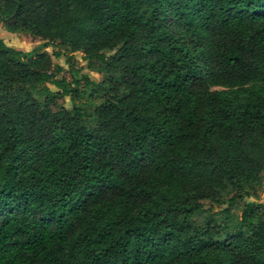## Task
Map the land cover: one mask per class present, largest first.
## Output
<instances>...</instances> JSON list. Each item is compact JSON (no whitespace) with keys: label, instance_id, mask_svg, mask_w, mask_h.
Instances as JSON below:
<instances>
[{"label":"trees","instance_id":"1","mask_svg":"<svg viewBox=\"0 0 264 264\" xmlns=\"http://www.w3.org/2000/svg\"><path fill=\"white\" fill-rule=\"evenodd\" d=\"M0 23L45 40L0 39V264H264V204L196 221L264 176V0H0Z\"/></svg>","mask_w":264,"mask_h":264},{"label":"rangeland","instance_id":"2","mask_svg":"<svg viewBox=\"0 0 264 264\" xmlns=\"http://www.w3.org/2000/svg\"><path fill=\"white\" fill-rule=\"evenodd\" d=\"M0 39L4 41L5 44L11 46L15 49L20 50H30L37 45L43 44L45 40L40 37L31 36L25 33H12L5 29V27L0 23ZM59 47L56 43H50L49 46L45 48V50L51 55L52 62L63 66L64 70L61 72L63 76L67 78L68 81L71 80V75L69 73V67L65 64L64 56L55 57L53 53ZM74 68L80 70V72L87 74L91 79L95 81H100L105 78V76L99 73L96 70H91L87 67L86 61L82 58L81 52L75 53V62ZM49 88L53 91H56V88L52 85H48ZM87 91V90H86ZM99 99H94L91 101L90 98L85 94L81 99H79V103L90 102L91 105L96 103ZM63 105L66 108L71 107V101L68 96H66L63 100ZM247 201H255L261 204H264V176L262 178L260 186H258L252 195L246 196L244 195L242 198L238 199L236 203L230 208V214L227 217H224L223 208L224 206L217 207L211 202L204 200L203 203V211L196 218L197 223H202L208 215L213 217L215 223H220L226 225L228 230H233L234 226L239 224L240 214L244 207L245 202Z\"/></svg>","mask_w":264,"mask_h":264}]
</instances>
